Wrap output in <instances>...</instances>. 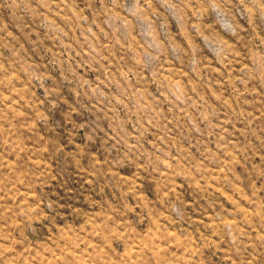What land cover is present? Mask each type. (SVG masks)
<instances>
[{
    "label": "rangeland",
    "instance_id": "374dc122",
    "mask_svg": "<svg viewBox=\"0 0 264 264\" xmlns=\"http://www.w3.org/2000/svg\"><path fill=\"white\" fill-rule=\"evenodd\" d=\"M0 264H264V0H0Z\"/></svg>",
    "mask_w": 264,
    "mask_h": 264
}]
</instances>
